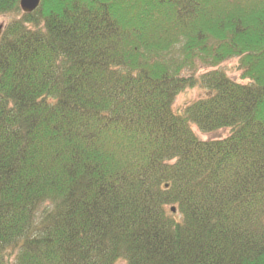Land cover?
Here are the masks:
<instances>
[{
	"label": "trees",
	"instance_id": "trees-1",
	"mask_svg": "<svg viewBox=\"0 0 264 264\" xmlns=\"http://www.w3.org/2000/svg\"><path fill=\"white\" fill-rule=\"evenodd\" d=\"M5 17L0 264H264V0H0Z\"/></svg>",
	"mask_w": 264,
	"mask_h": 264
},
{
	"label": "rangeland",
	"instance_id": "rangeland-1",
	"mask_svg": "<svg viewBox=\"0 0 264 264\" xmlns=\"http://www.w3.org/2000/svg\"><path fill=\"white\" fill-rule=\"evenodd\" d=\"M10 17L8 18H1L0 19V26H2V30L0 32V37L3 32L4 26H6L10 22ZM222 69L227 72V74L239 83L246 84V81L242 80V72L238 71V61L237 60H230L224 63ZM204 95V92L200 89H190L182 92L179 94L175 100L174 108L177 112L183 111L188 105L193 103L194 101L198 100L200 97ZM193 131L196 135L202 140H210V139H218L226 136L223 132L217 133H202L200 132L197 127H193ZM117 264H127L125 261H119Z\"/></svg>",
	"mask_w": 264,
	"mask_h": 264
},
{
	"label": "water",
	"instance_id": "water-1",
	"mask_svg": "<svg viewBox=\"0 0 264 264\" xmlns=\"http://www.w3.org/2000/svg\"><path fill=\"white\" fill-rule=\"evenodd\" d=\"M40 5H41V0H20V8L24 14H32L40 7ZM1 30H2V26H0V32ZM173 212H175L174 209Z\"/></svg>",
	"mask_w": 264,
	"mask_h": 264
}]
</instances>
